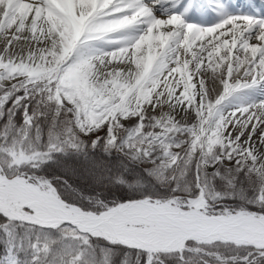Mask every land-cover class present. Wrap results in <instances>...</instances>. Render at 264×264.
Segmentation results:
<instances>
[{"label":"snow or ice","instance_id":"1","mask_svg":"<svg viewBox=\"0 0 264 264\" xmlns=\"http://www.w3.org/2000/svg\"><path fill=\"white\" fill-rule=\"evenodd\" d=\"M0 264H264V0H0Z\"/></svg>","mask_w":264,"mask_h":264},{"label":"bare ground","instance_id":"2","mask_svg":"<svg viewBox=\"0 0 264 264\" xmlns=\"http://www.w3.org/2000/svg\"><path fill=\"white\" fill-rule=\"evenodd\" d=\"M233 2H236L237 5H244L246 3V0H244V2L242 0H233Z\"/></svg>","mask_w":264,"mask_h":264},{"label":"trees","instance_id":"3","mask_svg":"<svg viewBox=\"0 0 264 264\" xmlns=\"http://www.w3.org/2000/svg\"><path fill=\"white\" fill-rule=\"evenodd\" d=\"M3 256V252L2 251H0V257H2Z\"/></svg>","mask_w":264,"mask_h":264}]
</instances>
